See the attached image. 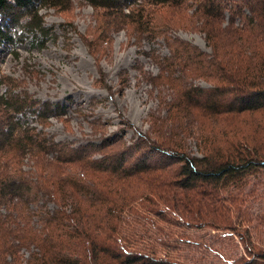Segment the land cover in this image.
I'll return each mask as SVG.
<instances>
[{
	"label": "trees",
	"instance_id": "trees-1",
	"mask_svg": "<svg viewBox=\"0 0 264 264\" xmlns=\"http://www.w3.org/2000/svg\"><path fill=\"white\" fill-rule=\"evenodd\" d=\"M88 1L156 39L153 8L184 0ZM62 6L71 0H0V49L45 47L54 34L40 12ZM195 16L210 51L181 44L173 57L209 86H184L170 105L182 114L154 140L58 141L26 115L43 124L64 105L0 95L11 111L0 117V264H192L185 245L264 262V0H195Z\"/></svg>",
	"mask_w": 264,
	"mask_h": 264
},
{
	"label": "rangeland",
	"instance_id": "rangeland-1",
	"mask_svg": "<svg viewBox=\"0 0 264 264\" xmlns=\"http://www.w3.org/2000/svg\"><path fill=\"white\" fill-rule=\"evenodd\" d=\"M147 2L151 3L138 0L135 6ZM63 6L40 12L54 34L45 47L31 48L25 43L15 51L0 49V95L22 93L19 95L32 100L66 107V112L50 116L43 124L33 114L26 115V124L37 133L43 131L48 138L73 144L121 138L127 147L140 139L146 141L145 136L154 140L159 136L157 131L162 132L161 124L181 113L177 107L171 111L170 105L173 101L182 103L179 94L184 86H209L195 78L194 63L179 67L173 57L181 44L210 51L198 24L200 18L195 16V0L153 8L156 39L143 34L133 23L135 18L123 23L112 10L96 8L88 0H71L70 7ZM5 110L10 116V109L0 104V117ZM239 123L245 130L249 128ZM185 128L187 142L195 152V136L191 135L194 128ZM169 133L165 137H170ZM33 166L27 157L23 169L33 171ZM238 251L243 252L240 244L235 248ZM180 252L194 257L192 264H196L195 259L202 264H223L227 260L211 248L198 251L185 245ZM169 257L176 258L171 253ZM231 261L234 263V258Z\"/></svg>",
	"mask_w": 264,
	"mask_h": 264
}]
</instances>
